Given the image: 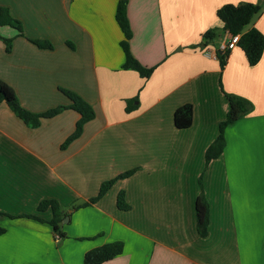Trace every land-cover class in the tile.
<instances>
[{
	"label": "crops",
	"instance_id": "0c3cea01",
	"mask_svg": "<svg viewBox=\"0 0 264 264\" xmlns=\"http://www.w3.org/2000/svg\"><path fill=\"white\" fill-rule=\"evenodd\" d=\"M241 2L263 4L249 27L264 34V0H128L130 51L156 66L144 78L122 68L116 0H0L23 28L18 35L0 26L13 38L10 51L0 39V78L20 104L33 112L67 105L59 89L67 88L95 111L64 145L77 111L65 108L31 127L0 102V264H83L86 251L112 241L122 242L121 253L99 264H264V48L255 65L238 46L222 70L216 56L229 35L216 9ZM210 27L219 29L214 39L194 47ZM219 79L253 108L225 127L222 153L205 163L228 109ZM185 103L192 121L177 128L173 113ZM132 168L95 202L71 209ZM201 190L205 236L195 218ZM120 192L127 209L117 206ZM47 198L67 213L60 239L47 222L51 209H37Z\"/></svg>",
	"mask_w": 264,
	"mask_h": 264
},
{
	"label": "trees",
	"instance_id": "16d2710c",
	"mask_svg": "<svg viewBox=\"0 0 264 264\" xmlns=\"http://www.w3.org/2000/svg\"><path fill=\"white\" fill-rule=\"evenodd\" d=\"M127 1L128 0H116L114 11L115 20L123 34V38L120 41V46L124 53L122 68L135 70L141 77L147 78L151 75L156 66H144L132 55L130 51L129 39L131 38V29L127 19ZM262 8L263 4L261 3L241 2L237 4L224 3L216 9V16L222 23L220 30L230 34H238L236 46L244 52L249 65H255L259 61L264 48V34L254 26L249 27L253 17L259 14L262 11ZM3 25H10L14 27L18 30V35L23 34V28L20 21L15 19L10 14L7 7L0 6V26ZM218 30L219 29L217 27L207 28L201 34V40L193 46L201 48L204 47L207 43L214 39ZM0 39L4 43L5 50L10 51L13 38L0 35ZM28 39L40 48H52L51 42L47 40L33 38ZM69 45L71 44L69 43ZM228 51L229 50L226 49H218L216 53L219 60L220 70L223 69L226 63ZM219 85L222 89L221 79H219ZM59 89L69 98V104H59L41 112H33L20 104L14 89L0 78V102H5L17 117H19L26 125L31 127L37 126L40 122V118L51 117L65 108L77 111L79 113V118L75 123L73 132L65 140V145L81 133L83 125L95 116V111L93 107L76 92L67 88ZM222 91L227 100L228 109L225 117L218 124V133L215 139L205 150V163H208L211 159L218 157L222 153L225 146V127L249 113L253 108V104L247 98L226 92L223 89ZM133 107L134 106L127 100L125 111H130ZM192 113L193 109L190 103L178 106L173 113V124L175 127H188L192 121ZM135 169L136 168L126 170L118 174L116 177L101 182L99 190L94 197L90 198L88 202L75 203L71 205V209L95 202L107 191L117 178L127 177L131 175ZM116 202L119 208H128L123 192H120L117 195ZM46 208H50L52 212V216L49 220H47V222L52 226L55 234L58 235V239H60L63 237L60 227L62 220L67 216V213L63 210L59 202L52 198L43 199L39 202L37 207L38 210H44ZM4 215L5 213L0 211V217ZM27 216L42 220L39 216L34 214H28ZM195 218L198 234L200 236H205L207 234V226L209 222V205L202 190L195 199ZM4 230L5 229L3 227H0V233L4 232ZM122 248L123 244L121 241H112L94 247L84 253L83 264H99L109 260L121 253Z\"/></svg>",
	"mask_w": 264,
	"mask_h": 264
},
{
	"label": "built area",
	"instance_id": "2783aa9c",
	"mask_svg": "<svg viewBox=\"0 0 264 264\" xmlns=\"http://www.w3.org/2000/svg\"><path fill=\"white\" fill-rule=\"evenodd\" d=\"M238 40V34H230L228 35V39L224 40L222 44L220 45V49H226L229 50L236 46V42ZM55 237L58 239V235H55Z\"/></svg>",
	"mask_w": 264,
	"mask_h": 264
},
{
	"label": "water",
	"instance_id": "95a60500",
	"mask_svg": "<svg viewBox=\"0 0 264 264\" xmlns=\"http://www.w3.org/2000/svg\"><path fill=\"white\" fill-rule=\"evenodd\" d=\"M67 219H68V217L66 216V217L63 219V221L65 222V221H67Z\"/></svg>",
	"mask_w": 264,
	"mask_h": 264
}]
</instances>
